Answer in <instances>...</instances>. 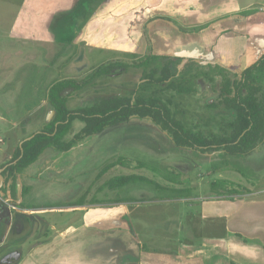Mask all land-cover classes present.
I'll use <instances>...</instances> for the list:
<instances>
[{
  "label": "rangeland",
  "instance_id": "rangeland-1",
  "mask_svg": "<svg viewBox=\"0 0 264 264\" xmlns=\"http://www.w3.org/2000/svg\"><path fill=\"white\" fill-rule=\"evenodd\" d=\"M167 3H176L175 8L178 14H165ZM184 4L207 6L209 1L0 0V139L5 136V132L13 129L12 124L17 122L19 114H26L29 111L31 113L30 117L18 126L19 130L26 127L32 128V132L39 129L40 133V130L44 129L42 126L44 122L41 123L44 118L49 115V122L53 121L54 116L50 115L46 109L48 105L46 97L50 85L55 81H80L92 75L100 67L117 62L127 66L125 69L113 67L110 71L112 73L102 80L97 79V85L91 86L85 95L80 93L75 96L72 90H65L66 97L69 98L68 108L75 106V109L95 103L104 98L107 92L108 96H111V91L116 95L115 97L124 100L136 83L145 82L143 76L152 69L154 63H151L147 69L139 67V64L153 53L159 54V57H165V54L171 52L166 57L169 61L176 63V67L169 64V69L175 73L172 79L177 78L187 67L195 63L187 62L186 59L175 60L171 54L176 49V45L181 46L189 40L201 39V33L205 31L208 33L220 31L213 25L189 29L165 17L177 18L176 16L184 12ZM239 4L241 10L239 18H244L250 26L260 23L259 28L251 29L242 36L246 44L249 43V47L254 48L264 40L253 37L254 34H264V0H241L240 3L235 2L233 8ZM212 7L218 8V6ZM223 45L218 42L215 49ZM236 45L239 46L240 42L237 41ZM101 48H111L113 51L101 53L98 51ZM215 52L218 53L216 60L224 65L226 62L221 60V52L218 50ZM241 60L240 55L239 62ZM247 61L249 59L246 61L243 59L242 64ZM165 62L167 61L159 60L156 64ZM241 68L238 66V69ZM230 69L235 70L233 67ZM238 72L234 75L239 74ZM260 75L264 76V71ZM219 83L218 78L212 84L200 80L193 85L195 92L190 94L185 92L182 95L174 93L172 104L168 105L167 109L174 113V119L183 120V128L188 129L187 131L191 130L195 135L207 137L213 130H208L212 123L206 120L208 116L205 117L206 104L220 102L219 94L215 93L220 89ZM262 91L264 93V88ZM39 106L44 107V110H38ZM21 119L20 117V121ZM197 119L200 121L198 125L194 124ZM227 120L228 118L219 116L215 122ZM221 127L222 125L217 130ZM109 131L111 130L86 139L81 145L67 152L69 154L67 157L59 152L51 157L50 162L55 159L57 161L54 164L55 167L68 172L69 178L64 186L59 188L57 185L52 188L42 186V190L32 192L36 189L32 188L30 194L28 193L29 200L25 201L28 219H25V222L31 226L32 233L29 230L27 233L34 234V239H38L39 233L42 235L50 227L51 222L48 219L57 220L53 214H50V208L76 205V200L82 192L89 185H93L86 201L95 196L102 201L111 202L122 198L129 202L128 206H119L116 210L127 212V216L121 219L123 221L121 223L127 226L129 235L130 232L136 234L139 242L143 244L141 249L154 252L171 249L172 246H176L172 239L182 240L189 235V232L183 229L184 214L189 211L188 204L199 203L202 198L214 200L215 196L211 194L210 184L219 180L216 171L220 169V164L201 156L202 153L198 151L194 152L174 145L165 132H161L149 122L132 119L121 128L120 132ZM16 136L17 132L14 136L15 141ZM11 145L12 143L10 148H12ZM3 149L0 146V151ZM47 152L40 155L39 161L37 160L43 166L44 160L50 156ZM119 156L125 157L126 167L117 166L95 182L94 177L105 163L114 161ZM139 163H143L146 167H138ZM127 175L144 177L174 189H186L190 191V196L182 200L162 199L163 197L158 195L152 187L141 182L129 184L117 192L104 190L96 193L97 188L108 180ZM162 175L167 176L169 180H177L181 183L172 184L161 177ZM226 177L229 181L235 180L230 174ZM237 178L235 181L240 180V185H243L241 189L247 187V182L251 181L248 174L244 179L238 175ZM48 180L45 179V181ZM76 182L80 184V188L70 190ZM102 205L117 207L121 204L107 202ZM191 212L193 213V209ZM120 213L121 211L117 213L116 219L121 217ZM83 214V212L76 213L79 219ZM191 217L192 224L198 225L197 216L192 214ZM43 220L48 224L43 225L41 223ZM38 224L43 225L41 229ZM110 224L108 220L102 223L109 226ZM113 225L119 226L118 223ZM207 226L210 227L209 224ZM6 228L7 225H0V241L1 237H5L9 244L14 235L7 234ZM27 228L21 229L20 234L25 233ZM91 228H88V234H91ZM116 230L117 227L111 228L113 233ZM50 231L49 229L48 232ZM83 233L86 232L79 231L80 235ZM28 236L24 239L27 240V244L30 242ZM93 237L95 238L94 235H90L87 238ZM34 241L30 244H34ZM4 250L5 248L0 252Z\"/></svg>",
  "mask_w": 264,
  "mask_h": 264
},
{
  "label": "crops",
  "instance_id": "crops-1",
  "mask_svg": "<svg viewBox=\"0 0 264 264\" xmlns=\"http://www.w3.org/2000/svg\"><path fill=\"white\" fill-rule=\"evenodd\" d=\"M183 1L200 2L202 0ZM204 1H209V5L184 4V12L176 16L177 18L171 16L165 17L189 29L205 28L213 25V27L220 31H213L214 34L205 31L201 33V39L189 40V42L181 46L176 45V49L174 50L175 54H173V52L171 56L174 57L175 60L184 61L186 59L187 62L191 61L203 67L208 65L219 66L227 70L230 78L239 80L242 71L248 66L257 63L264 55V40L254 48H250L249 43L246 44L244 38H242V36L250 32L251 29L259 28L260 23L250 26L245 22L244 18L238 17L241 13L240 4L235 8H233V4L235 2L240 3L241 0ZM176 5V3H167L165 14H178L175 8ZM212 6H218V8ZM253 37L264 39V34H254ZM237 41L240 42L239 46L236 45ZM218 42L224 45L215 49ZM214 50L221 52V60L226 62L224 64L225 66L216 60L218 53ZM98 51L101 53H110L113 50L111 48H101ZM170 53L171 52L164 56H169ZM158 55L159 54L153 53V56ZM240 55L242 60L239 62ZM243 59L244 61L249 59V61L242 64ZM238 66L242 68L238 69ZM231 67L235 68V70L230 69ZM27 72H29V70ZM237 72L239 74L234 75ZM261 84L264 88V76H262ZM215 93L219 94V90L215 91ZM68 99L69 98H67V100ZM219 103L220 102H212L206 104L207 114L205 117L208 116L206 120L212 123L208 129L209 131L213 130L212 132L217 131V128L223 124V122H215L219 116L228 118L227 121L232 117V112L226 110L224 106ZM208 106H212L213 108ZM74 107L75 106L70 109L73 110ZM47 112H49V109ZM30 115V111L26 114H19L17 122L12 124L13 129H10L9 134L13 152L16 148L20 149L22 147L21 141L24 140L26 136L36 132H32V128L27 129L24 127L21 128V130L18 129V126L25 122V119L29 118ZM52 115L54 116L52 120H54L55 113ZM20 117L22 118L21 121ZM47 119L49 120L50 117L47 116L41 121V123L44 122L42 125L43 127L51 123H47ZM194 122V124H197L200 121L197 119ZM128 123L120 124L108 130H111L109 131L111 133L115 130L120 132L121 128ZM55 127H57V124ZM16 128L17 130H15ZM73 128L77 131L80 126L79 124H75ZM37 131H39V129ZM16 132V137L18 139L16 138L15 141L14 136ZM2 151H0V153ZM192 151L195 152V150ZM46 152L50 154V156L44 160L46 170L53 169L59 173L57 171L58 169L53 168V165L56 164L57 161L54 159L50 162L51 157L58 152L50 149L43 152V154ZM198 152L202 153L201 151ZM63 154L64 157L69 156L68 153ZM202 154L201 156L220 164V169L216 171L219 180H229L226 177L227 174H230L235 180L238 179L237 175L244 179L245 176L243 177L239 172L234 170L239 169L242 174H248L249 180L251 181L247 182V187L241 189L243 185H240V180L233 181L230 179L236 193L231 196L229 201L213 197L214 200H211V198L209 200H204L202 198L199 203L193 205L188 204L189 211L184 214L183 219L185 226L183 227L182 225L181 227L189 232V235L185 236L182 240L172 239L176 246H172L171 249L164 250L161 248V251L155 250L156 252H154L140 248L143 244L139 242L136 234L130 232L129 235L127 226L121 223L123 222L121 219L127 216V212L116 210L119 206H128L127 203L129 202L120 203L121 205L117 207L102 204L90 206L88 204L83 206L74 205L62 208H50L49 212L56 217L57 223L56 221L48 219L51 225L50 227L48 226L49 228H47L42 235L39 233L38 239H34L35 235L31 234V226L27 225L24 220L19 221L15 229H11L9 220L8 223L6 221L7 234L13 231L12 234L14 235L10 243L14 244L18 240V244H22L19 253L20 257L14 260V264H264V142L251 154L245 157L232 158L230 161L233 165L227 168H225L223 164V159L219 157L222 151L206 152ZM221 169L223 171H221ZM31 184L39 186V188L34 189L32 192H36L44 186L42 185L43 183L39 181H28L25 185V197L27 201L29 200V198L27 199L28 193L32 190ZM45 187L52 188L56 186L50 182L45 184ZM24 207L26 208V205ZM192 209L193 213L191 212ZM120 211L122 215L116 219V215ZM79 212L84 213L81 219L76 215V213ZM192 214L197 216L198 225L192 224ZM25 215V219H28L27 214ZM74 215H76L75 218ZM105 220L111 222L110 226L102 225ZM41 223H43V225L48 224L45 220L41 221ZM114 223H118L119 226H114ZM207 224H209L210 227H208ZM43 225H39V228L41 229ZM111 226L117 227L115 233L111 231ZM89 227H92L90 231L91 234H88ZM23 228L27 229L24 231L25 233L20 234ZM49 229L51 230L50 232H48ZM27 230L31 233H27ZM81 230L86 233L80 235L79 231ZM27 235H29L30 242L35 240L34 244H30V242L27 244V240L22 241V238L27 239ZM90 235H94L95 238L88 239L87 237ZM26 244L27 246L24 247ZM5 246L7 247V241L5 237H1L0 248ZM143 247H145V245Z\"/></svg>",
  "mask_w": 264,
  "mask_h": 264
},
{
  "label": "trees",
  "instance_id": "trees-1",
  "mask_svg": "<svg viewBox=\"0 0 264 264\" xmlns=\"http://www.w3.org/2000/svg\"><path fill=\"white\" fill-rule=\"evenodd\" d=\"M159 60L167 62L157 65L156 61ZM170 62L172 61H169L167 57L147 56L139 67L147 69L151 63H154V66L144 74L145 83L129 91V95L124 100L118 97L102 98L93 104L73 110L68 108L65 90L85 94L87 87L96 86V80H102L111 74L113 67L127 68V66L117 62L100 67L92 75L86 76L79 82L75 80L53 82L48 89L46 99L48 108L55 112V118L45 125L39 134L28 135V137L35 136L25 141L20 149L17 148L15 157H20V159L13 170L16 173H22L25 169L32 167L46 150L53 149L62 154L67 153L86 139L97 136L109 128L127 123L132 118L140 121L150 120L155 127L170 137L174 145L180 148L202 153L222 151L219 157L223 159L225 168L233 165L230 161L232 158L245 157L264 142V93L260 75L264 71V55L257 63L245 68L239 80L230 78L227 70L219 66L201 67L197 64L187 67L181 75L172 79L175 73L170 71L169 64L176 67V63ZM217 78L220 81L218 84L219 104L232 112V117L229 121L223 122L222 127L217 131L209 133L207 137H200L191 130L187 131L188 129L183 128V120L174 119V113H171L167 106L172 104L174 93L176 95H182L185 92L193 93L195 92L193 85L197 81L204 80L212 84ZM56 124L57 127H55ZM75 124L80 126L77 131L73 128ZM125 160V157H117L116 160L105 163L95 176V182L117 166L126 167ZM138 167L145 168L146 166L139 163ZM234 170L243 177L245 176L239 169ZM152 171L156 172L153 169ZM161 177L172 184L181 183L177 180H169L165 175ZM137 182L152 187L157 194L163 197L162 199L182 200L190 196L189 190L163 186L137 175L114 177L98 187L96 193L104 190L117 192ZM92 186L89 185L82 192L76 201V206L127 202L122 198L111 202L102 201L95 196L86 201ZM210 191L213 196L228 201L236 193L229 180L212 182Z\"/></svg>",
  "mask_w": 264,
  "mask_h": 264
},
{
  "label": "flooded vegetation",
  "instance_id": "flooded-vegetation-1",
  "mask_svg": "<svg viewBox=\"0 0 264 264\" xmlns=\"http://www.w3.org/2000/svg\"><path fill=\"white\" fill-rule=\"evenodd\" d=\"M77 82H79V81H77ZM143 83H145V82L136 83L135 87L131 88L130 91L132 89H135L137 86H139ZM90 87H87V90H89ZM65 93H66V91H65ZM72 93H74V92L72 91ZM85 94H87V93H85ZM110 94H111V96H108L109 94L107 92L105 94L104 98H106V99L107 98H114L116 96V95H114V93L112 91L110 92ZM73 95H75V96L80 95V93L77 92V93H74ZM46 102H47V99H46ZM43 108L44 107L39 106L38 110H44ZM46 109L47 110L49 109L48 105H47ZM7 111H12V109H7ZM132 119H135L139 122H149L150 124H152L150 122V120H147V119L143 120V121H140L136 118H132ZM3 120L4 119L1 118L2 122H4ZM9 131H10V129L7 132H5V136L2 139H0V146H2L4 148L3 151L1 150L2 152L0 155V225H3V226L6 225V221L8 223V220H9V224L11 226V229H15L17 227V223L19 221H21V220L25 221V218H26L25 214H27L25 207H24L26 205V203H25V201H26V197H25V195H26V188H25L26 183L28 181H33V182L39 181V182L43 183L42 185L45 186V184L52 182L53 184H55V186L57 185L59 188L60 186H64L65 181H67L69 178V176H68L69 173L65 172L61 168L55 167V165H53V168L58 169L57 171L59 173H57L56 170H53V169L52 170L51 169L46 170L45 166L38 163L39 160L37 161V163H35L29 169H25L22 173H16L13 170V168L18 164L20 157L19 158L15 157L17 148L13 152V149L9 147V143L11 141ZM36 132H38V131H36ZM32 134H36V133L34 132ZM28 138H30V137L26 136L24 138V140H26ZM24 140L21 141L22 145L24 143ZM119 157H121V156H119ZM38 170H39V172H38ZM45 179H49V180L45 181ZM34 185L35 184H31V187L32 188H39V186H34ZM67 186L70 187L69 185H67ZM73 188L79 189L80 184L78 182L74 183L70 190H75ZM78 198H77V200H78ZM10 233H13V231ZM22 241H24V238H22ZM18 242L19 241L17 240L14 244L10 243V244H7V247L5 246V247L0 248V251H2L5 248V250L2 253L0 252L1 253L0 254V264H14L15 259L13 257L14 256L13 253H20V250L22 248V244H18Z\"/></svg>",
  "mask_w": 264,
  "mask_h": 264
},
{
  "label": "water",
  "instance_id": "water-1",
  "mask_svg": "<svg viewBox=\"0 0 264 264\" xmlns=\"http://www.w3.org/2000/svg\"><path fill=\"white\" fill-rule=\"evenodd\" d=\"M54 113H55V112H54L52 109L49 108V114L52 115V114H54ZM48 117H49V115H48ZM46 122L49 123V120L47 119ZM115 127H116V126H115ZM112 128H113V127H112ZM109 129H110V128H109ZM107 130H108V129H107ZM105 131H106V130H105ZM105 131H104V132H105ZM102 133H103V132H102ZM102 133H101V134H102ZM36 134H39V132L36 133ZM34 136H35V135H33V136H31L30 138L24 140V142H25V141H29V140L32 139ZM21 144H22V143H21ZM21 144H20V146H21ZM13 255H14V256H13L14 259H17L18 257H20V254H19V253H13ZM13 257H12V258H13Z\"/></svg>",
  "mask_w": 264,
  "mask_h": 264
}]
</instances>
